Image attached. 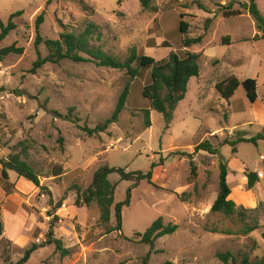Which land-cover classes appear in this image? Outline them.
<instances>
[{
	"label": "rangeland",
	"instance_id": "obj_1",
	"mask_svg": "<svg viewBox=\"0 0 264 264\" xmlns=\"http://www.w3.org/2000/svg\"><path fill=\"white\" fill-rule=\"evenodd\" d=\"M249 2L155 0L156 11H147L139 0H0L4 24L13 14L24 12L14 19L17 29L0 43V51L12 45L23 49L21 55L0 60V89H4L0 94V221L4 226L0 264H8L9 258V263L17 264L33 245H43L54 216L59 217L55 236L67 256L49 245L33 253L27 264H224L218 255L227 253L237 259L229 264H240L243 255L253 262L264 259V210L246 213L244 221L212 212L219 193V166L233 156L232 147L224 141H236L243 132L248 137L264 133L256 123L242 128L260 110L264 115V40H255L262 33L244 7ZM256 2L264 16V0ZM232 10L242 15L224 16ZM42 13L43 38L58 40L63 33L80 34L95 24L101 38L92 45L121 61L133 48L156 61L166 60L171 52L181 58L187 52L199 54L200 77L191 79L169 129L163 115L151 110L143 97L151 74L148 69L132 83L119 122L100 136L89 137L83 127L94 129L112 116L129 77L125 71L95 62L69 60L47 63L31 73L38 54L48 56L44 45L36 46V20ZM181 21L189 25L187 36L180 33ZM200 36L202 44L183 47L185 37ZM232 77L240 82L257 80L258 102L251 104L243 87L229 102L225 100L216 85ZM147 109L151 110L149 129L145 127ZM227 125L226 131L220 130ZM205 140L218 155L196 153L194 178L190 159L178 154L195 153ZM237 150L238 160L255 168L264 143H241ZM15 154L22 155L40 175L41 186L52 192L59 207L55 215L49 196L34 184L15 172L3 178L1 161ZM153 163H160L153 185L143 181L133 190L130 207L122 211L121 231H108L117 225L114 208L107 227L100 223L96 204L76 206V190L88 189L99 168L148 172ZM238 165L234 163L233 169ZM110 181L116 185L115 204L124 202L133 182H122L116 174ZM240 183V175L232 174V187ZM159 218L178 230L151 248L137 234H145ZM246 225L256 230L244 235Z\"/></svg>",
	"mask_w": 264,
	"mask_h": 264
},
{
	"label": "trees",
	"instance_id": "obj_2",
	"mask_svg": "<svg viewBox=\"0 0 264 264\" xmlns=\"http://www.w3.org/2000/svg\"><path fill=\"white\" fill-rule=\"evenodd\" d=\"M142 8L147 11H156L154 7L155 0H139ZM245 9L249 12L253 18L256 27L262 33V36H256L255 40H264V16L259 10L256 0H250L249 4L244 5ZM24 14L23 11L13 14L10 21L4 24L0 21V43L3 42L14 30L17 29V24L14 19L21 17ZM240 10H232L224 13L226 17L241 16ZM184 15H181L183 19ZM210 22V21H209ZM44 23V13L38 16L36 20V46L44 45L48 51V56L43 58L38 54V59L34 63L31 73H36L47 63L58 64L64 60H69L75 63L95 62L100 67H106L113 70L125 71L129 80L127 81L115 107L112 116L109 119L103 121L96 128L91 129L87 126L83 127V131L89 137L100 136L102 133L107 132L110 126L119 122L122 112L125 110L129 97L131 95L132 83L141 76L142 71L151 69L149 83L143 88V97L150 102L151 110L163 115L166 122V129H169L171 123L174 120V115L179 104L186 99L189 83L191 79L200 77L201 68L199 64L200 55L197 53L187 52L184 58H181L175 52H171L166 60L156 61L154 58L141 55L136 48L131 49L129 57L125 61H121L115 57L105 54L99 48L92 45L95 40L101 38L99 28L95 24H90L86 30L80 34L76 33H63L58 40H50L43 38L40 33V27ZM189 25L183 21L180 22V33L187 36ZM204 37L187 38L182 41L184 48H190L202 44ZM224 45H227L226 43ZM11 54L21 55L23 49H18L15 45L3 48L0 51V60ZM137 64V67L134 65ZM240 87L245 90L246 96L251 104H255L258 99V83L255 79H246L244 82H240L237 78L232 77L227 82H221L216 85V90L221 96L228 102L234 97L235 93ZM4 92V89H0V94ZM150 109L144 111L145 113V127L147 129L152 127L150 119ZM259 141H264V133L258 134L256 137L246 139L238 138L236 141L225 140L224 145H230L232 152L237 153V145L239 143H249L257 145ZM64 140L60 139L61 149L64 150ZM199 152H206L210 155H218V150L214 149V146L209 140L198 144L195 147V153L189 154L186 152L177 153L180 156H188L190 159L191 174L194 178L197 177L196 167L193 161V156ZM22 153H26L23 148ZM163 163V160H160ZM160 163H153L150 171L148 172H128L123 168H111L109 166H103L99 168L93 177L91 186L82 191L76 190L77 199L75 201L78 207H91L93 204L98 206L100 212V223L109 227L112 221V209L115 210V219L117 222L116 227L109 229L108 231H121L122 228V211L124 208L130 207L132 192L143 181H147L153 185L154 170L160 165ZM2 176L4 179L9 178V172H15L19 177L26 179L28 182L34 184L39 188L41 193L49 196V204L52 208V215L56 214V210L59 208L55 206L52 192L44 186H41L40 175L35 169L26 161L23 160L21 154H15L9 157L8 160L1 161ZM59 169V174H61ZM219 193L216 201L212 206V212L221 213L226 217L238 216L244 221L245 214L248 212H255L258 210H264V201L259 203L255 209H245L243 206H238L233 200L230 199L232 190L228 183L229 169L225 162H221L219 166ZM118 175L122 182H133V187L127 191L126 200L122 203L115 204L116 185L110 181L111 175ZM246 177L248 178L247 190H253L260 182L259 175L255 172L246 171ZM59 221L58 216H54L50 231L46 236V241L43 245H33L29 248L23 258L17 264H27L33 253L44 246L54 245L56 250L61 253L62 256H67L68 251L63 247L62 241L58 240L55 236L56 224ZM4 226L0 221V235L3 234ZM178 230V226L172 223L165 224L163 218L156 220L145 234H137L141 238V242L154 247L155 243L165 237L175 234ZM256 230V227L246 225L242 231V234L247 235ZM230 235L229 233H225ZM218 258L224 263L229 264L230 260L234 263L237 259L233 257L231 253L219 254ZM8 264L10 258L6 261ZM240 264H264V259L253 262L248 255H243Z\"/></svg>",
	"mask_w": 264,
	"mask_h": 264
},
{
	"label": "crops",
	"instance_id": "obj_3",
	"mask_svg": "<svg viewBox=\"0 0 264 264\" xmlns=\"http://www.w3.org/2000/svg\"><path fill=\"white\" fill-rule=\"evenodd\" d=\"M255 123L258 124V126H260L261 131L264 130V115L261 110L259 111V114L256 115V118L247 119L246 122L242 124V128L255 126L256 125ZM227 128H229V125H227L224 128V130L222 129L220 130L226 131ZM235 129L236 127L232 128L233 132H237ZM219 131H216V132L218 133ZM240 132H243V131H240ZM261 133L262 132L258 134H261ZM243 134H244L243 138H246V139L253 138V137H248L247 132H243ZM261 142L264 143V141H259L257 146L260 145ZM237 157H238V150L236 154L233 153V156H231L230 158L231 160H228V163H227L228 169H229V175H228L229 185H231L232 174H239L240 181H241V183L235 187H232L231 185L230 187L232 190L231 196H234V197L231 199V196H230V199L233 200L239 206H244V207L255 209L257 206V203L260 200H264V160L262 159V157H264V154L260 156L261 162L257 164L255 168H251L247 162L239 161ZM234 163L239 164L237 169H233ZM246 171L255 172L259 175L260 182L256 185V187L253 190H247L248 178L246 177Z\"/></svg>",
	"mask_w": 264,
	"mask_h": 264
},
{
	"label": "built area",
	"instance_id": "obj_4",
	"mask_svg": "<svg viewBox=\"0 0 264 264\" xmlns=\"http://www.w3.org/2000/svg\"><path fill=\"white\" fill-rule=\"evenodd\" d=\"M262 159L264 160V157H262Z\"/></svg>",
	"mask_w": 264,
	"mask_h": 264
}]
</instances>
